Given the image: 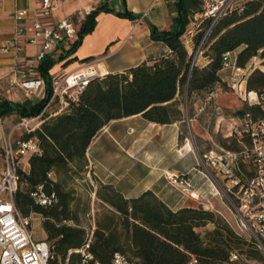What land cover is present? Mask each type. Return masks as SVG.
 <instances>
[{"label": "trees", "instance_id": "trees-1", "mask_svg": "<svg viewBox=\"0 0 264 264\" xmlns=\"http://www.w3.org/2000/svg\"><path fill=\"white\" fill-rule=\"evenodd\" d=\"M169 8L174 14L169 29L159 30L150 24L152 40L162 43L167 53L122 73L94 78L74 98L65 97L67 107L60 113H46L54 94L56 79L51 70L55 65L64 60V66L77 61L71 56L84 37L95 30L99 14L110 13L132 21L139 19V15L115 12L103 4L79 22L72 19L77 27L74 41L58 56L54 52L45 55L37 67L45 86L44 98L37 103L0 99L2 118L11 115H17L19 120L44 117L41 126L25 136L37 141L40 152L29 156L28 171L19 168L14 202L24 218L34 214L42 216L45 242L51 253L48 264H111L116 253L139 264H186L192 255L204 264H245L248 261L264 264L260 251L237 236L219 213L203 207L173 211L152 191L126 199L112 185L101 183L90 173L98 185L97 199L111 209L97 222L92 235L72 207L74 198L66 190V183L89 169L87 150L109 123L136 115L159 125L180 123L182 142L188 138L185 130L187 98L208 94L222 84L220 72L225 68L226 55L240 49L236 67L241 69L255 57L264 60V0L246 1L216 22L211 16L196 19L205 13L201 0H173ZM199 19L201 22L196 25L191 40L194 51L201 46V53L208 58L204 67L193 64V54H189L182 39L190 31L191 23ZM247 90L257 93L260 102L254 105L245 102L237 114L264 120V73L256 70L247 81ZM189 107L191 109V101ZM226 141L232 143L220 146L237 148L234 140ZM40 193L53 197L52 204H40L33 196ZM209 225L213 229L202 236L198 230ZM87 244L89 247L85 249ZM83 249L93 257L87 263L83 253L77 252Z\"/></svg>", "mask_w": 264, "mask_h": 264}, {"label": "crops", "instance_id": "crops-1", "mask_svg": "<svg viewBox=\"0 0 264 264\" xmlns=\"http://www.w3.org/2000/svg\"><path fill=\"white\" fill-rule=\"evenodd\" d=\"M40 0H0V99L13 103L31 101L37 103L45 96V86L27 90L25 82L41 80L37 72V56L42 50L40 44L30 42V30L38 20L57 25L65 19L82 20L98 6L106 4L115 12L129 11L136 15L147 13L144 20L122 19L110 13H101L97 18L95 30L84 37L77 51L71 56L75 60L64 66L66 60L55 65L51 74L56 78L60 73H73L88 64L101 71V75L117 74L139 66L149 58H157L167 53L168 49L151 38L150 24L159 30L170 27L169 5L173 0H58L56 10L48 19L37 17ZM25 11L26 16L17 20L15 14ZM24 30L19 37V50L11 45L16 40L17 30ZM192 34L191 31L188 32ZM192 38V35H191ZM186 48L194 54L192 40ZM63 44L54 53L61 54ZM239 51L229 54L232 64L236 63ZM194 58V56H193ZM89 59L86 63H81ZM208 58L202 53L196 56L195 63L204 67ZM229 68L220 72L222 81L229 73ZM224 75V76H223ZM43 81V80H42ZM206 93L191 97V109L188 117L194 139L181 142V124L159 125L145 120L141 115L131 116L109 123L91 142L87 150L90 173L105 185H112L126 199L141 196L152 191L171 210L184 207H207L223 216L233 224L229 204L215 185L197 171L199 154L214 142L209 133V123L215 125L212 104H206ZM206 105V110L200 112ZM67 105L60 106V111ZM187 115V105L185 106ZM191 111V112H190ZM192 115V116H191ZM17 115L3 118L0 128V178L5 169L2 154L3 135H8L19 122ZM187 122V121H186ZM28 167L25 171L29 170ZM167 172L180 173L190 180L198 199L174 188L165 177ZM44 239H37L45 241Z\"/></svg>", "mask_w": 264, "mask_h": 264}, {"label": "built area", "instance_id": "built-area-1", "mask_svg": "<svg viewBox=\"0 0 264 264\" xmlns=\"http://www.w3.org/2000/svg\"><path fill=\"white\" fill-rule=\"evenodd\" d=\"M57 1L40 0L39 9L36 12L37 17L50 18L56 10ZM201 1L205 13L197 16L196 19L211 16L216 22L235 8V0ZM25 16V11L15 14L17 20H21ZM81 16L84 17V15ZM146 16L147 13H144L138 20L142 21ZM28 31L31 35L30 42L40 44L42 47L37 56V60L40 62L45 55L55 52L61 45L69 47L76 37L77 27L72 19L62 20L57 25L38 20ZM24 33L22 29L17 30L16 40L11 45L12 47L20 49L19 37ZM7 49L8 47H4L0 49V52H5ZM200 53L201 46L193 58V64L196 56ZM225 60V68L232 67L237 72H243V69L236 67V63H231L229 54L226 55ZM96 77H102L101 71L88 64L86 67L68 74L63 81L56 80L53 98L49 105L56 98H74ZM24 85L27 90H34L44 86V82L42 80L27 81ZM218 92L219 89L215 86L208 93L206 104L213 105L217 131L224 132L226 139L234 140L237 148L227 149L212 143L213 147L210 150L199 154L197 171L215 185L231 207L234 221L233 224H229L236 235L252 244L264 258V120H254L249 114L227 116L216 101ZM243 100L249 105L260 102L257 93L247 91H245ZM205 107L206 105L200 112H204ZM41 116L21 119L10 134L3 135L2 153L5 169L0 178V264H48L51 256L48 243L34 237L32 217L24 218L14 202V195L19 186L21 160L26 156L40 152L37 141L34 138L26 139L25 136L32 134L41 126ZM187 123H190L189 117H187ZM0 128H3L1 116ZM17 132L20 133L18 138H16ZM165 177L177 190L186 193L191 198H199L185 175L167 172ZM33 196L42 205H50L54 201L53 197H48L44 193ZM207 207L211 210L210 205ZM88 247L87 244L85 249ZM84 251L83 249L77 252L83 253L84 262L87 263L93 257L90 254H85ZM235 258L234 256L233 259ZM95 264L101 263L96 262ZM111 264L139 263L116 253ZM186 264L204 263L192 255ZM247 264L261 263L248 261Z\"/></svg>", "mask_w": 264, "mask_h": 264}, {"label": "rangeland", "instance_id": "rangeland-1", "mask_svg": "<svg viewBox=\"0 0 264 264\" xmlns=\"http://www.w3.org/2000/svg\"><path fill=\"white\" fill-rule=\"evenodd\" d=\"M246 1L249 0H235V7H242ZM200 22L201 19H199V21L194 20L193 23H191L189 30L192 32V34L186 33L185 36L182 38L185 45L188 44L187 42L189 40L191 41L192 39L191 35H194L195 27ZM197 50L194 51L193 54L194 57ZM238 51H240V49ZM263 63L264 60H262L260 57H255L250 61L247 67L243 69V72H237L232 67H230L229 73L226 76L223 75L225 82L222 81V84L216 85V87L219 89L216 101L223 108V111L227 116L238 115L237 113L240 111V109H242L243 105L246 104L243 99L245 97V91L248 92L247 81L249 77L256 70H259L260 72L264 73ZM67 76H68L67 73H60V75H58L55 79L57 81H63ZM61 104L67 105V99L65 98L54 99L53 102L46 109V113L48 115H54L60 113ZM186 105H187V117H188V111L190 110L189 107L190 100L188 98L186 101ZM41 120L42 121L44 120L43 115L41 116ZM208 123L210 126L209 133L212 137V140L214 141L213 143H215L216 145H222L224 143L227 144L232 143V141H226L224 132L217 131L213 121L210 120V122L208 121ZM185 130L187 132L188 138L194 139L191 133V128L188 125V123L187 126L185 127ZM19 135L20 133L17 132L16 138H18ZM211 146L213 145L211 144ZM28 159L29 156H26L21 160L20 167L23 170H25L28 167L27 165ZM52 177L55 178L54 175H52ZM65 187L67 191H70L72 193V196L74 198L72 207L74 211L78 214L81 224L87 229L88 233L92 235L96 229L97 222L102 220L106 215H108L111 209L97 199L95 195V191L97 190L98 185L91 176L89 169H85L79 175H74L73 179L69 180L66 183ZM230 210L232 214L229 213V217L232 218V220L234 221V216L231 207ZM31 217H32V224H33L32 230L34 233V237L36 239H44L45 232L43 231L42 228V223H43L42 216L34 214ZM69 224L73 225L72 222H69ZM212 229L213 226L209 225L205 228L199 229L198 231L201 233L202 236H204L207 231H210Z\"/></svg>", "mask_w": 264, "mask_h": 264}, {"label": "water", "instance_id": "water-1", "mask_svg": "<svg viewBox=\"0 0 264 264\" xmlns=\"http://www.w3.org/2000/svg\"><path fill=\"white\" fill-rule=\"evenodd\" d=\"M205 210L209 211V210H210V208H209V207H205Z\"/></svg>", "mask_w": 264, "mask_h": 264}]
</instances>
